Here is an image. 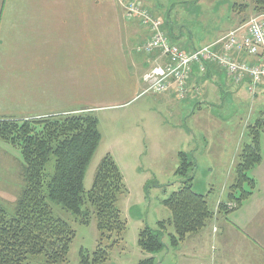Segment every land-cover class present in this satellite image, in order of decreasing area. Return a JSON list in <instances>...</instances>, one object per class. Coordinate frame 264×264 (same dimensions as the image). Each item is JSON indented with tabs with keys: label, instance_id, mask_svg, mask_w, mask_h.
<instances>
[{
	"label": "crops",
	"instance_id": "1",
	"mask_svg": "<svg viewBox=\"0 0 264 264\" xmlns=\"http://www.w3.org/2000/svg\"><path fill=\"white\" fill-rule=\"evenodd\" d=\"M122 2L0 0V66L12 64L8 62L9 58H5L4 54L2 56V51L26 52L25 61L15 64L24 70V76L13 75L8 80L6 76L10 70L7 67L0 69V80L7 79L2 89L0 82V115L2 111L9 112L10 116L57 115L77 113L87 108L93 112L110 110L113 113L112 120H115L117 116L129 115L128 108L144 97L148 102L177 108L179 102H174L173 98H180L174 92L155 94L146 91V73L157 65H165L167 58L161 50L151 55L139 50L138 45L148 36L149 30L137 19L129 21ZM5 17L23 20L24 30H14L6 38L3 33ZM164 25L162 28L165 31ZM240 25L244 26L242 22L236 26ZM232 29L234 27L199 45L194 43L199 47L189 50L215 44L214 50L218 54L225 53L224 40ZM165 33L168 34L167 31ZM171 41L175 43L173 39ZM231 55L238 61L253 59L247 53ZM249 84L250 76L246 81L236 82L229 72L215 62L209 64L205 71L195 64L188 82V94L186 98L180 99L181 104L184 101L190 104L191 100L192 104L199 101L190 113L193 123H177L167 131H162L161 125L157 124L155 128L147 130L149 136L145 139L141 138L139 132L132 136L125 130L113 134V129L111 132L108 129V141L114 143V149H118L123 156L118 159L114 149L108 153L113 155L124 174L120 162L132 163L131 156L135 148L144 147L139 153L147 158L162 157L168 143L170 147L176 146V138L181 136L184 141L175 157H179L183 151L188 153L198 170L199 164H217V170L206 166L203 169L209 173H220L221 178H231L230 187L234 182L237 159L248 134L242 129L241 122L238 126L234 122L227 123V116L215 118L218 120L215 122L211 114H218H213L211 109L221 106L220 100L224 99V95L228 98L231 94H238L242 98L239 88L251 93L254 101H259L264 77L252 90ZM83 98L88 101L83 103ZM197 107L200 109L198 112L195 111ZM40 108L50 111L42 113ZM145 112L150 111L146 109ZM253 115H249L250 119ZM259 119L264 120V117ZM111 134L114 135V141L109 136ZM261 151L263 160L251 172L256 181L252 195L241 206L236 205L231 209L237 210L231 215L232 220H221L231 211L219 210L220 204L232 205L228 201L229 190L226 199L222 191L213 202L215 216L204 229L191 234L183 242L190 243L191 254L182 255L179 264H264V130ZM200 251L206 254L205 259L199 258ZM159 258V264H166Z\"/></svg>",
	"mask_w": 264,
	"mask_h": 264
},
{
	"label": "trees",
	"instance_id": "2",
	"mask_svg": "<svg viewBox=\"0 0 264 264\" xmlns=\"http://www.w3.org/2000/svg\"><path fill=\"white\" fill-rule=\"evenodd\" d=\"M252 2L254 9L264 15V0ZM132 19L141 22L139 18ZM263 130L264 120L260 119L248 127L251 141L243 144L228 194V201H234L237 207L256 188L255 178L249 171L263 159ZM0 138L19 147L24 160V187L15 215L10 217L0 203V264H25L31 257L42 255L45 257L43 264L67 261L76 230L54 214L49 200L72 212L82 224H91L95 217L101 235L94 261L107 260L109 252L101 242L112 238L114 233L122 235L125 232L127 220L119 201L128 188L111 153L99 163L92 187L89 190L85 187L88 168L103 138L98 116L93 111H83L23 119L5 117L0 119ZM52 157L55 169L49 174L47 165ZM179 157L177 172L185 179L178 190L163 200L171 217L158 221L156 228L146 226L140 230L138 245L150 256L142 258L138 264H158L159 253L169 246H179L188 236L204 229L215 216L207 195L194 190L192 172L196 163L184 151ZM228 206L222 203L219 210L228 212L235 208ZM167 235L168 244L165 242Z\"/></svg>",
	"mask_w": 264,
	"mask_h": 264
},
{
	"label": "rangeland",
	"instance_id": "3",
	"mask_svg": "<svg viewBox=\"0 0 264 264\" xmlns=\"http://www.w3.org/2000/svg\"><path fill=\"white\" fill-rule=\"evenodd\" d=\"M124 3L126 1L122 2V6L127 16L126 7L128 2ZM137 3L147 8L154 18H163L165 21L164 29L168 32L169 37L188 51L199 47L195 46L194 43L199 45L202 41L213 39V37L223 31H227L231 27H234L232 30L238 29L241 27V25L236 26L238 23L242 22V25H244L252 17H258L264 22V15H260L261 13L254 9L255 4L252 0H137ZM129 21L132 22L131 20ZM24 28L23 20H15L8 17L3 19V33L6 38H9L14 30H24ZM1 54L2 56L4 54L5 58H9L8 62L12 63L1 64L3 66H0V69L7 67L10 70L6 76L8 80L13 75L24 76V70H21L20 66H15V64L25 61L26 52L2 51ZM7 79L0 80L1 89L5 86ZM239 90L242 92V98L238 94H231L228 98H225L224 95V99L220 100L221 106L211 109L213 114H218L219 116L212 114L211 116L215 122H218L215 118H220V116L222 118L229 117L226 122H234L237 126L241 122L242 129L247 131L248 134L249 125L254 124L258 118L264 117V86L260 88L259 101H254L253 95L251 93L250 95L244 88H239ZM83 91H85L84 88ZM87 101V99H82L83 103ZM173 101L179 102L175 109L172 107L167 108L151 101L148 102L146 97H144L128 108L129 115L117 116L115 120H112L113 113L110 110L94 112L99 118L103 138L87 171L85 180L87 190L92 187L99 163L108 152L114 149V143L110 144L108 141V129H110V132L113 129V134H119L122 130H125L126 133H130L132 136L139 132L141 138L145 139L149 136L147 130L150 131L151 127L155 128L157 124L158 126L161 125L162 131H167L177 123L185 125L193 123V121H190V113L195 109L199 101L196 100L195 104H192V100L190 101L191 104L187 101L181 104L180 99L176 98H173ZM146 109L150 112H145ZM199 110V107H197L195 111L198 112ZM39 111L46 113L50 110L40 108ZM83 111L91 110L83 108L77 113ZM252 113L254 115L250 119L249 115L251 116ZM5 117L28 118L22 115L10 116L9 112L2 111L0 119ZM220 121L225 122L224 120ZM146 126L149 127L146 129ZM141 132L143 133L141 134ZM113 134L109 136H112L114 141ZM182 141H184L183 138L178 136L175 141L176 146L172 145L170 147L169 142L168 147L164 148L166 153L163 151L162 157L147 158L142 156L139 151L143 150L144 147H140L135 148L131 156L132 163L130 161L120 162L128 191L121 195L119 207L127 220V227L122 235L114 233L112 238L102 240L101 246L105 247L109 252L107 260L103 262L96 263L94 261V253L100 244L101 235L95 217L91 224H82L72 212L49 200L54 214L67 221L76 230V237L71 244L68 259L62 264H138L142 258L150 256L138 245L139 233L142 228L146 226L156 228L158 221L168 220L171 217L170 209L162 201L170 196L174 190H178L185 179L182 174L177 172L180 165V157H175ZM250 141L251 137L248 134L246 142ZM114 150L118 154V159L123 156L118 152V149ZM23 162L20 148L0 138V203L6 208L10 217L15 215L17 203L24 187ZM196 166L192 172L195 176L194 190L207 195L210 207L215 209L213 202L219 198L222 191L226 199L231 178H221L219 176L220 173H209L203 169L206 166L217 170V164H199V170ZM54 169L55 158L52 157L47 165V172L53 174ZM253 169L249 171L250 174ZM231 203L232 205L229 204V208L236 206L234 201ZM234 211L237 212L235 209L230 212L231 214L224 215L221 220H232L231 215L236 213ZM170 231L173 232L174 228L171 227ZM165 242L169 243L168 235L165 236ZM167 248L157 255L160 256L159 260L165 261L166 264H179L182 255L185 257L184 254H191L189 242L182 243L178 247L169 246ZM200 253L202 252L198 253L199 258L205 259L206 254ZM83 255L86 259H84ZM44 262L45 257L42 255L31 257L25 264H43Z\"/></svg>",
	"mask_w": 264,
	"mask_h": 264
},
{
	"label": "built area",
	"instance_id": "4",
	"mask_svg": "<svg viewBox=\"0 0 264 264\" xmlns=\"http://www.w3.org/2000/svg\"><path fill=\"white\" fill-rule=\"evenodd\" d=\"M139 18L141 24L148 27L149 34L139 44V50L151 55L158 50L167 58L165 65H157L146 73L144 80L147 92L163 94L172 91L180 99L188 94V82L193 65L197 64L202 71L215 62L225 69L236 82L246 81L250 76V89L262 82L264 77V22L252 17L242 28L231 31L225 38L223 50L218 54L215 44L201 49L188 51L171 41L163 31V18L153 15L131 0L127 6V18ZM247 53L252 60H234L231 54Z\"/></svg>",
	"mask_w": 264,
	"mask_h": 264
}]
</instances>
